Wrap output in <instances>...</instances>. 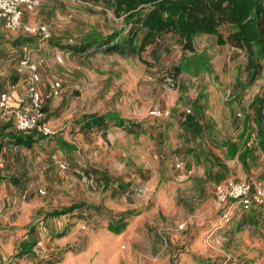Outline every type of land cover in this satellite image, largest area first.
Listing matches in <instances>:
<instances>
[{
  "label": "rangeland",
  "instance_id": "374dc122",
  "mask_svg": "<svg viewBox=\"0 0 264 264\" xmlns=\"http://www.w3.org/2000/svg\"><path fill=\"white\" fill-rule=\"evenodd\" d=\"M23 20L46 27L48 37L0 25V92L13 85L26 92L27 74H16L23 57L43 59V96L51 83L61 90L43 101L53 134L2 157L0 264H264V206L229 211L223 223L214 193L227 180L264 188V150L254 129L248 139L242 132L254 98L264 99V67L253 78L244 50L208 34L196 36L191 51L167 34L139 56L103 48L74 54L68 48L90 34L127 33L122 17L93 1L40 0ZM219 33L226 39L230 29ZM155 109L161 117L150 115ZM92 113L139 127L79 133L74 120ZM187 115L202 127L199 137L183 124ZM71 205L83 207L48 215ZM119 218L118 231H110ZM30 237L31 253L21 254Z\"/></svg>",
  "mask_w": 264,
  "mask_h": 264
},
{
  "label": "trees",
  "instance_id": "16d2710c",
  "mask_svg": "<svg viewBox=\"0 0 264 264\" xmlns=\"http://www.w3.org/2000/svg\"><path fill=\"white\" fill-rule=\"evenodd\" d=\"M93 1L111 9L117 17H122L126 35L113 32L102 37L90 34L68 49L74 54L86 53L91 48L101 49L110 54L139 56L146 47L156 46L167 34L177 36L183 47L191 51L193 39L200 34L216 35L217 44H228L234 49L244 50L247 55V67L254 69L256 75L264 67V0H82ZM229 27L230 33L224 39L219 33L221 27ZM264 99L256 96L251 104L253 114L246 117L242 132L248 139L254 129L259 139V146L264 149ZM44 111V110H43ZM184 123L190 125L198 136L199 126L191 116H186ZM74 126L83 135L104 134L110 128L135 130L139 124L126 120L114 113L103 115L84 114L74 120ZM51 136V135H50ZM49 136L35 131L28 134H11L9 140L13 145L32 149L37 140ZM57 139V138H56ZM58 140L62 147L71 148L63 140ZM2 144L0 143V151ZM229 152L235 154L236 147L229 145ZM246 148L238 156L243 165L248 157ZM83 205L54 210L49 216L57 217L71 214ZM123 218L109 224V230L117 232ZM122 225V224H121ZM33 228L27 233L31 236ZM34 238L21 244V254H30L35 245Z\"/></svg>",
  "mask_w": 264,
  "mask_h": 264
},
{
  "label": "built area",
  "instance_id": "2783aa9c",
  "mask_svg": "<svg viewBox=\"0 0 264 264\" xmlns=\"http://www.w3.org/2000/svg\"><path fill=\"white\" fill-rule=\"evenodd\" d=\"M39 6L40 0H0V22L8 31H21L26 36L36 37L39 41H43L48 37L46 27L28 25L23 20L25 13L34 12ZM27 51V48L24 47L23 52L27 53ZM16 72L19 74L26 72L27 74V103L21 107L13 108L9 101V91L2 92L0 93V116L4 122H9L12 119L18 132L30 133L35 131L41 135L50 136L53 133L45 122L43 101L59 95L60 83H51L47 93L43 96L37 87L39 82L37 64L27 57H23L19 61ZM13 89L14 86H11L10 90ZM186 113L190 114V111H186ZM150 115L161 117L162 113L155 109L150 112ZM214 193L219 211L224 210L220 217L223 223H228L231 219L227 211L230 207L239 206L243 211H248L253 206L264 205V188L252 180L227 181L218 185Z\"/></svg>",
  "mask_w": 264,
  "mask_h": 264
},
{
  "label": "crops",
  "instance_id": "0c3cea01",
  "mask_svg": "<svg viewBox=\"0 0 264 264\" xmlns=\"http://www.w3.org/2000/svg\"><path fill=\"white\" fill-rule=\"evenodd\" d=\"M27 13H32V12H27ZM27 13H25L24 14V17H25V15L27 14ZM0 25L2 26V28H4L3 27V24L0 22ZM5 29V28H4ZM6 30V29H5ZM8 31V30H7ZM15 32V31H14ZM36 38V37H35ZM25 44H23V45H21V48L23 49L24 47H26V46H24ZM234 49V48H233ZM236 50H238V49H236ZM240 50V49H239ZM246 58H247V55H246ZM44 61H43V59H39L38 60V62H35L37 65L38 64H42ZM18 66V65H17ZM26 74V72H23V74ZM16 74H19V73H16ZM22 74V73H21ZM20 75V74H19ZM20 76H23V75H20ZM25 83H26V81H25ZM14 86V85H13ZM11 87V86H10ZM10 87L7 89V90H5V91H9V93H10V98H9V101H10V104L12 105V107L13 108H18V107H21V106H23V105H25L26 103H27V93L25 92V90H24V88H23V86H19V85H17V86H14V89L13 90H10ZM38 87V86H37ZM39 90V89H38ZM5 91H3V92H5ZM40 91V90H39ZM0 93H2V92H0ZM250 108V107H249ZM43 110H44V107H43ZM250 110H251V108H250ZM252 111V110H251ZM252 114H253V111H252ZM192 117V116H191ZM193 118V117H192ZM193 121L199 126L198 128H199V133H200V135H201V132H202V127L197 123V121L193 118ZM46 122V121H45ZM183 122H184V120H183ZM244 122V121H243ZM47 124V123H46ZM184 125H185V127L187 128V130L189 131V132H191L192 134H194V136H196V137H199L197 134H195L194 133V130H192L191 129V127H190V125H186V123H183ZM48 125V124H47ZM10 127L12 128V129H10ZM242 129H243V124H242ZM20 134L21 132H18V131H16V129H15V127H14V123H13V120L11 119L9 122H4L3 121V119H2V117L0 116V143L2 144V149H1V151H0V166L2 165V163L4 162L3 161V155L5 154V152L7 151V150H9L10 151V153L11 152H13V153H16V150L17 149H21V148H23V147H18V146H15V145H13V143H12V141H10L9 140V137H10V135L11 134ZM22 134H28V133H22ZM64 141V140H63ZM23 149H25V150H31V149H26V148H23ZM260 149L261 150H264L262 147H260ZM11 161H14V159H12ZM1 173V172H0ZM6 177L5 176H2L1 174H0V182L3 180V179H5ZM7 179H9L10 181H12V183L13 184H17V181H16V179L14 178V177H8ZM244 181H250L251 179H248V180H246V179H243ZM242 180V181H243ZM228 181V180H227ZM240 181V180H239ZM253 181V180H252ZM264 205H262V206H253L250 210H248V211H243L242 210V208L241 207H239V206H233V207H230V208H228L227 209V211H228V213H229V211H230V213L232 214V212L233 211H235V210H241L242 212H245V213H249V212H251L252 210H256V209H260V208H262ZM218 213L220 214V217H221V215H222V213H224V210L223 211H218ZM229 213V214H230ZM231 216V215H230Z\"/></svg>",
  "mask_w": 264,
  "mask_h": 264
}]
</instances>
